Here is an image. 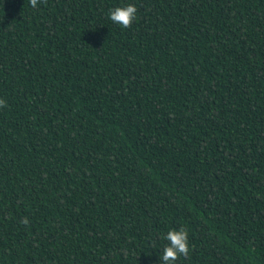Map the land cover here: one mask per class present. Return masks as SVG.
<instances>
[{"label": "trees", "instance_id": "trees-1", "mask_svg": "<svg viewBox=\"0 0 264 264\" xmlns=\"http://www.w3.org/2000/svg\"><path fill=\"white\" fill-rule=\"evenodd\" d=\"M0 101V264H264V0H0Z\"/></svg>", "mask_w": 264, "mask_h": 264}, {"label": "clouds", "instance_id": "clouds-1", "mask_svg": "<svg viewBox=\"0 0 264 264\" xmlns=\"http://www.w3.org/2000/svg\"><path fill=\"white\" fill-rule=\"evenodd\" d=\"M39 0H32L33 7L38 6ZM138 9L133 3H127L123 6H116L109 10V20L121 28H128L137 17ZM3 101H0L2 104ZM163 240L167 241L159 256L161 264H176L181 256H187L190 251V242L188 232L183 229H172L163 235Z\"/></svg>", "mask_w": 264, "mask_h": 264}]
</instances>
